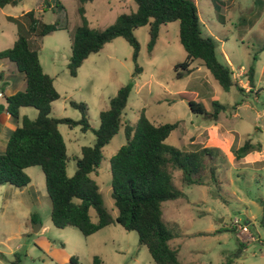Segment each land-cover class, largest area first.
Segmentation results:
<instances>
[{
  "label": "rangeland",
  "instance_id": "374dc122",
  "mask_svg": "<svg viewBox=\"0 0 264 264\" xmlns=\"http://www.w3.org/2000/svg\"><path fill=\"white\" fill-rule=\"evenodd\" d=\"M60 1L66 29L41 37L26 32L23 17L8 15L33 10L42 22L51 23L61 18L62 11L38 10L39 0H17L14 5L0 7V50L11 46L17 33L24 34L29 48L36 50L42 72L52 77L59 95L52 101L48 116L77 120L81 114L68 101H80L85 104L83 116L90 128L97 126L98 112L107 107L108 99L130 80L118 130L102 146V158L89 174L111 217L116 216V208L110 197L108 159L125 142L123 124H132L142 111L152 124L177 123L164 139L166 145L182 151L212 149L210 165L215 182L205 174L201 185L183 186L179 171L173 170L172 183L182 195L161 203L162 222L173 235L169 244L176 248L178 261L223 264L236 248V237L243 248L230 264H264V0H194L200 34L214 40L217 60L230 69L233 83L226 91L197 60L190 63L188 74L175 78L173 65L185 59L176 20L158 25L150 50L149 25L134 29L139 46L135 62L131 60V47L121 37H115L89 54L75 76H70L66 63L70 33L80 23L77 7H82L89 27L102 29L118 14L133 10L135 3ZM134 63L140 71L131 76ZM248 66L252 68L250 86L245 76ZM188 99L202 103L207 112H211V100L224 108L212 119L192 112ZM22 112L29 119L36 114L29 106L22 107ZM57 129L66 148L65 173L70 176L80 147L91 145L93 134L91 129L81 131L78 125L69 128L58 124ZM246 138L252 144L258 143L260 149L234 159L232 151ZM24 171L29 177L27 185L18 188L0 184V264H70L69 256H75L78 264H89L93 256L99 257L101 264H152L146 247L137 243L136 233L116 222L88 236L72 226H53L40 168L33 165ZM88 212L95 221L93 210ZM32 214L35 222L30 221ZM234 220L245 224L246 230L241 231Z\"/></svg>",
  "mask_w": 264,
  "mask_h": 264
},
{
  "label": "trees",
  "instance_id": "16d2710c",
  "mask_svg": "<svg viewBox=\"0 0 264 264\" xmlns=\"http://www.w3.org/2000/svg\"><path fill=\"white\" fill-rule=\"evenodd\" d=\"M42 11L46 9L62 11L59 20L42 22L33 10L22 14L26 32L41 37L53 31L66 29V14L60 0H39ZM83 3L90 0H77ZM17 0H0V7L16 4ZM135 8L128 13L118 14L112 23L102 29L88 26L81 6L77 7L80 23L70 33V51L66 69L75 76L82 61L97 52L103 44L115 37H121L131 47V60L135 62L138 43L133 35L134 29L149 25L147 49L150 50L157 36L159 24L178 22V42L185 52V59L173 65L175 78L190 72L189 65L197 60L203 65L222 90H228L233 81L227 64L217 60L214 53V40L202 36L194 0H133ZM214 3V2H213ZM216 10L219 6L213 4ZM219 17V15H218ZM220 18V17H219ZM264 48V44L262 45ZM12 62L22 73L24 87L4 97V110L11 119L18 118L21 107H32L37 114L34 118L22 116L19 124L9 134L4 150L0 153V184L14 187L28 184L29 177L24 169L37 165L44 180V189L49 198V219L53 226L63 228L72 226L83 236L116 222L127 231H134L137 243L146 247L152 264H181L176 248L170 246L172 233L162 222L161 203L182 195L172 183V171H179L181 185L202 184L205 174L215 182L214 170L210 165L211 148L203 147L194 151H182L166 145L164 139L176 127V122L152 124L141 111L132 123L123 124L124 144L119 146L108 159L110 174V197L116 208V216L111 217L104 207L98 186L90 177L98 166L101 148L117 132L119 115L126 103L131 87L130 80L118 87L108 99L107 107L98 112V124L90 128L83 116L85 104L69 100L68 104L77 109L81 116L77 120L67 117L48 116L50 104L59 95L54 89L51 77L43 73L36 50L30 49L24 34L17 33L11 46L0 50V61ZM140 68L134 63L131 76ZM247 84L252 83V68L245 70ZM187 105L194 113L216 119L224 106L211 100V112L202 103L188 99ZM69 128L78 125L81 131L91 129L93 142L80 147L74 159V169L70 176L65 173L66 148L57 125ZM260 145L252 144L248 138L232 151L234 159H239L251 151H258ZM95 215L91 221L89 209ZM264 212V208L262 209ZM30 221L35 222L32 214ZM233 231V229H229ZM236 248L225 258L223 264H230L237 257L243 243L235 237ZM70 264H78L75 256H69ZM57 264V263H54ZM89 264H101L99 257L93 256Z\"/></svg>",
  "mask_w": 264,
  "mask_h": 264
},
{
  "label": "crops",
  "instance_id": "0c3cea01",
  "mask_svg": "<svg viewBox=\"0 0 264 264\" xmlns=\"http://www.w3.org/2000/svg\"><path fill=\"white\" fill-rule=\"evenodd\" d=\"M38 10H42L41 3L38 6ZM133 10H130V11H133ZM24 12L25 11H22L20 14H18L16 16L8 15V17L19 18V17H22V14ZM27 40H29V39H27ZM12 42H11V44H12ZM28 44H29V42H28ZM51 80H52V84H53L52 77H51ZM54 86L55 85L53 84V87ZM23 87H24V78H23L22 73L18 72L15 69V66L13 63L11 64V62H9L7 60L0 61V93H1L0 98H3V101H0V104H2V105L4 104V97L5 96H7V95H9V94H11L17 90H20ZM52 104H53V102H51V104H50L51 108L53 107ZM23 113L24 112H22V107L19 108L18 118L16 120H13L10 118V116L4 110H0V153L3 152L5 142L9 136V134L12 132V130L19 124L20 118L22 116L27 117ZM36 114H37V112H36ZM36 114H35V116H36Z\"/></svg>",
  "mask_w": 264,
  "mask_h": 264
},
{
  "label": "built area",
  "instance_id": "2783aa9c",
  "mask_svg": "<svg viewBox=\"0 0 264 264\" xmlns=\"http://www.w3.org/2000/svg\"><path fill=\"white\" fill-rule=\"evenodd\" d=\"M0 96H1V93H0ZM234 223L237 224L238 228L241 230V231H245L246 228H245V224H238V222L236 220H234Z\"/></svg>",
  "mask_w": 264,
  "mask_h": 264
}]
</instances>
